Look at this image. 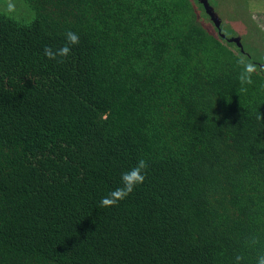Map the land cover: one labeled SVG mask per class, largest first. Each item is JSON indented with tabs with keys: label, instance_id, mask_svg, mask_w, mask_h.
<instances>
[{
	"label": "trees",
	"instance_id": "16d2710c",
	"mask_svg": "<svg viewBox=\"0 0 264 264\" xmlns=\"http://www.w3.org/2000/svg\"><path fill=\"white\" fill-rule=\"evenodd\" d=\"M199 16L197 0H0V264H257L264 64ZM68 30L79 43L47 59ZM139 159L144 182L101 207Z\"/></svg>",
	"mask_w": 264,
	"mask_h": 264
},
{
	"label": "rangeland",
	"instance_id": "374dc122",
	"mask_svg": "<svg viewBox=\"0 0 264 264\" xmlns=\"http://www.w3.org/2000/svg\"><path fill=\"white\" fill-rule=\"evenodd\" d=\"M208 2L215 7L221 27L216 28L209 18L199 16L203 27L216 37L219 30L228 38L239 37L241 45L243 44L247 50L245 51L252 53L257 60L262 57L261 64H264V5L260 15H256L250 8L251 4L243 0H208ZM198 15H200L199 11Z\"/></svg>",
	"mask_w": 264,
	"mask_h": 264
},
{
	"label": "clouds",
	"instance_id": "9594fccd",
	"mask_svg": "<svg viewBox=\"0 0 264 264\" xmlns=\"http://www.w3.org/2000/svg\"><path fill=\"white\" fill-rule=\"evenodd\" d=\"M12 6L9 5V10ZM66 43L58 49H53L49 46L44 48V56L49 60H57L61 58L59 62H63L62 58H66L71 53V46L79 43V35L76 32L68 30L65 33ZM237 64L241 67L239 74V82L241 84V91H246V86L253 83L252 75L256 71V67L251 62H248L245 58L241 57L237 60ZM258 119L264 118V116H258ZM148 163L144 159H139L135 166L125 170L121 173V184L120 186L111 190L106 196L101 198V207H111L117 205L120 201L126 199L135 188L142 184L146 178V170ZM252 243L255 244L256 240L253 239ZM243 259L242 256L237 255L235 257L236 264H240ZM257 264H264V252L257 257Z\"/></svg>",
	"mask_w": 264,
	"mask_h": 264
},
{
	"label": "water",
	"instance_id": "95a60500",
	"mask_svg": "<svg viewBox=\"0 0 264 264\" xmlns=\"http://www.w3.org/2000/svg\"><path fill=\"white\" fill-rule=\"evenodd\" d=\"M197 1L203 6L205 13L208 14V16L210 17V20L213 23V25L216 28H219V26H220L219 16L215 12L214 8L209 5L208 0H197ZM239 39H240L239 37L232 38V39L229 40V42H234L239 47H241L242 45H241Z\"/></svg>",
	"mask_w": 264,
	"mask_h": 264
},
{
	"label": "crops",
	"instance_id": "0c3cea01",
	"mask_svg": "<svg viewBox=\"0 0 264 264\" xmlns=\"http://www.w3.org/2000/svg\"><path fill=\"white\" fill-rule=\"evenodd\" d=\"M239 1V0H236ZM246 3H250V8H252L253 14L260 15L261 8L264 5V0H243Z\"/></svg>",
	"mask_w": 264,
	"mask_h": 264
},
{
	"label": "flooded vegetation",
	"instance_id": "af4514ba",
	"mask_svg": "<svg viewBox=\"0 0 264 264\" xmlns=\"http://www.w3.org/2000/svg\"><path fill=\"white\" fill-rule=\"evenodd\" d=\"M209 3V2H208ZM209 5L210 6H212L210 3H209ZM213 7V6H212ZM214 8V10H215V7H213ZM215 12H216V10H215ZM206 14V13H205ZM206 18H209V20H210V17L208 16V14H206ZM211 21V20H210ZM212 23V22H211ZM213 24V23H212ZM234 32V31H233ZM235 33V32H234Z\"/></svg>",
	"mask_w": 264,
	"mask_h": 264
}]
</instances>
